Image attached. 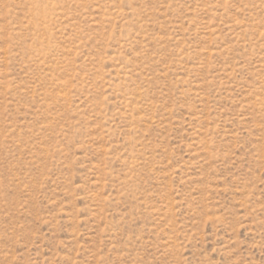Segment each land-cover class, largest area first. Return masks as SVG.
<instances>
[{
	"label": "rangeland",
	"instance_id": "rangeland-1",
	"mask_svg": "<svg viewBox=\"0 0 264 264\" xmlns=\"http://www.w3.org/2000/svg\"><path fill=\"white\" fill-rule=\"evenodd\" d=\"M0 264H264V0H0Z\"/></svg>",
	"mask_w": 264,
	"mask_h": 264
}]
</instances>
